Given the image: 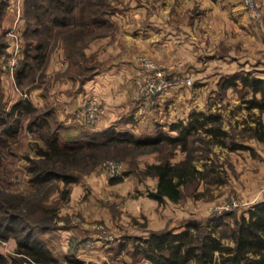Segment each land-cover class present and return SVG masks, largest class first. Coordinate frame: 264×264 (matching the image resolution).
Returning <instances> with one entry per match:
<instances>
[{
    "label": "rangeland",
    "instance_id": "rangeland-1",
    "mask_svg": "<svg viewBox=\"0 0 264 264\" xmlns=\"http://www.w3.org/2000/svg\"><path fill=\"white\" fill-rule=\"evenodd\" d=\"M5 1L0 33L7 48L0 56V89L6 109L28 98L39 110L54 109L70 135L113 129L145 136L141 134L146 127L144 121L160 116L156 107L158 100L165 97L167 103L176 104L177 115L186 112L187 107L192 112L219 115L223 129L229 132L226 145H221L198 128L185 151L180 144H161L159 150L129 144L109 146L99 151L96 164L89 159L79 164L80 177L62 201V183L50 185L48 194L34 192L27 183L26 158L34 157L42 143L27 130V119L21 116L18 136L0 150V191L16 193L22 199L37 195L36 206L27 211L24 208V215L34 221H40L45 210L55 212V227L41 237L58 264H69L68 256L85 264H151L131 255L132 238L146 236L152 230L178 229L189 220L203 221L214 213L246 215L253 205L264 202V137L259 139L254 134V119H260V115L244 105L250 95L243 97L240 89L226 91L219 85L221 77L233 72L254 73L261 67L255 61L264 58V40L258 42L253 31H239L238 21L229 17L223 20L222 13L206 17L200 0H75V16L68 15V21L52 26L49 35H44L31 32L34 23L30 24L31 14L26 16L25 0ZM225 1L228 5L234 3L235 12H246L242 16L247 14L249 27L250 23L264 21L260 0H255L262 7L258 18H252L239 0ZM98 12L103 14L94 21ZM237 16L242 18L240 13ZM207 21L211 24L208 30L203 28ZM162 22L179 29V45L173 40L168 48L165 46V54L149 55V42H143V36L146 32L159 33L157 25ZM194 31L198 36L196 44L190 42ZM222 34L227 36L225 40L220 38ZM163 35L165 43L167 37L173 38L166 30ZM38 43L44 45L42 62L32 58L38 53ZM176 48L178 55L174 56ZM27 50L29 65L25 73L16 77ZM258 61L264 68L262 60ZM158 72L162 77L156 80L154 74ZM96 78L100 83L90 87ZM156 81L167 83L164 91L147 93ZM174 81L179 83L171 85ZM93 98L105 114L97 123L87 124L76 113ZM104 102L120 103L108 127ZM166 109L165 119L170 115ZM124 122L130 126L121 128ZM208 126L209 123L204 128ZM231 139L248 148L230 150ZM185 160H190L196 173L181 186L179 201L151 198L149 193L156 189L157 177L148 173V167ZM110 163L115 165L112 170ZM231 216L227 219L232 220ZM87 241L92 242V248L83 247ZM15 250L12 238L0 241V252L7 258Z\"/></svg>",
    "mask_w": 264,
    "mask_h": 264
},
{
    "label": "trees",
    "instance_id": "trees-1",
    "mask_svg": "<svg viewBox=\"0 0 264 264\" xmlns=\"http://www.w3.org/2000/svg\"><path fill=\"white\" fill-rule=\"evenodd\" d=\"M25 4L26 16L31 14L30 24L34 23L32 33L49 35L52 26L62 25L68 21L70 14L75 16V0H25ZM5 6L6 1L0 0V19ZM102 14L95 13L94 21H99ZM6 48L7 42L0 33V56ZM35 48L38 53L32 58L42 62L45 56L43 43H38ZM28 54L27 50L24 59L20 61L21 67L16 77L25 73L29 65ZM219 85L224 90L240 85L244 90L243 97L250 95L245 99L247 110L255 107L260 113L264 112V78L251 72H237L221 77ZM257 94H260L259 98ZM21 116L27 119V130L42 143L38 145L34 157L26 158L24 172L27 183L34 192L45 194L52 190L50 185L53 183H62V201L68 196L71 185L80 177L77 169L79 164L87 159L93 165L96 164L100 158L97 155L99 151L109 146L129 144L134 148L151 147L159 150L161 144H180L185 151L189 138L198 128H203L205 133L217 139L221 145H226L225 140L229 137V132L222 127L220 116L204 112H193L188 121L170 124L169 128L176 131V135L159 130L154 135L137 136L129 131L117 132L113 129L96 130L93 133L81 131L70 135L66 124L57 119L54 109L39 110L28 98L6 109L0 89V150L18 136ZM254 121L257 126L254 134L263 139L264 127L259 116ZM208 123L209 126L204 128ZM246 148V145L233 139L229 143L230 150ZM148 173L157 177L156 189L149 193L151 198L159 202L165 199L178 202L181 186L190 180L196 169L190 160L177 164L165 161L150 165ZM35 198V194L22 199L16 193L0 191V241L12 238L16 243V250L9 258L0 252V264H58L52 249L41 237L42 233L55 227L52 223L55 212L43 211L44 216L40 221L24 215V208L27 211L36 206ZM230 216V211L214 213L203 221L189 220L178 229L152 230L146 236L134 237L131 255L141 257L151 264H264V202L253 205L246 215L231 216L232 220H228ZM66 259L69 264H85L71 256Z\"/></svg>",
    "mask_w": 264,
    "mask_h": 264
},
{
    "label": "crops",
    "instance_id": "crops-1",
    "mask_svg": "<svg viewBox=\"0 0 264 264\" xmlns=\"http://www.w3.org/2000/svg\"><path fill=\"white\" fill-rule=\"evenodd\" d=\"M200 1L203 2L204 11H205L203 13L206 14V17H209L210 14H216V13L220 14V13H222L223 14V20H227L228 17H229V19L231 21H238V23H236L237 24L236 25V29H238L239 31H243V30L245 31L246 30V31H249L250 33L253 31L254 34L256 35V38H257L258 42L260 41L262 43V41L264 40L263 32H262V30H264V21L261 24H257L258 26L255 25L254 23H250V27H249L247 14L242 16V14L246 13V12H244V11L235 12L234 11V7H233L234 3H231V5H228L227 1H225V0H222V1H220V0H200ZM260 1L262 2L263 6H264V0H260ZM235 5H237V4H235ZM238 7L244 8L241 4ZM237 13H240L242 18H239L237 16ZM159 24L157 25V27L158 26L160 27V32L159 33L158 32L157 33H155V32L154 33L146 32L144 34V36H143L145 38V40L143 42H145V43L149 42L148 50H147L149 55L152 54L154 56H159V54H163V53L165 54V52H163L165 50L164 49L165 46L168 48L170 42H173V40H174V42L176 43L177 46L179 45V41H178V37H179L178 34L179 33L176 31V30H179V29H176L177 27L176 28L174 27L176 29V30H174V29L169 28L168 26L166 27V24H164L163 22L160 25ZM210 26H211L210 22L207 21V24H205L203 28L208 30V27H210ZM195 29L197 30L198 28H195ZM156 30L157 29H155V31ZM165 30L171 37H173V38H170L171 40H169L168 37H167L168 41L166 43H165L166 39L164 38V37H166V35H163V32H165ZM223 32H225V29L223 30ZM190 37L193 38L192 40H190V42L192 44H196L195 41H197V39H198L196 31H194V35H191ZM212 38L213 37L210 34L207 37L209 42L212 41ZM220 38L222 40H225L227 38V36H225V34H222V36ZM177 55H178V49H177V51H174V56H177ZM211 57H213V56H211ZM219 58H222L223 61L227 60V57H225V58L224 57H219ZM258 59L259 60L261 59L263 64H264V58H256L255 62H257L261 67L258 66L257 67V71H255L253 74L255 76H257V77L264 78V68L261 65V61L259 62ZM99 83H100V81L97 78L95 80H91L90 87H96ZM233 89H234V87H229V88L226 89V91H231ZM236 89H240L242 93L244 91V90L241 89L240 85L237 86ZM80 94L81 93L77 94V96L80 97ZM256 97L259 98L260 94H257ZM244 105L246 106L247 103H245ZM105 106H106V109L108 111L107 114H106V117H105V118H107L109 120L108 121V125H106V127H108L111 124V121H113V119H111L110 116H113V114H115V110H118L120 108V103L115 104L114 102L113 103L109 102L108 104L105 103ZM175 106H176V104L173 106V102L167 103V99H165V97L163 99L158 100V107H156V110L158 112L157 114H160V116H157V118L153 119V121L151 120L148 123H147L148 120L147 121L145 120L144 124L146 125V127L141 130L142 131L141 134H143L145 136H149V135L156 134L157 131H159V130H162V131H164V132H166V133H168L170 135H176V131L171 130L169 128V125L177 123L178 121H183V122L188 121L189 117L193 113L192 112L193 109L187 107V111L186 112L177 115L178 113L174 112L175 111ZM165 107H167L168 109H166ZM165 109L167 111H170V115H169V117L167 119H165V116H164ZM195 110H197V109H195ZM251 111L254 112L256 115H260V120H262L263 125H264V112L260 113L258 111V109L255 108V107L251 108ZM156 119H158V120H156ZM128 123L129 122H127V123L124 122L123 125H121L120 127L124 129V128L130 126V125H128ZM157 124H159L160 126H158L157 129H156V125Z\"/></svg>",
    "mask_w": 264,
    "mask_h": 264
},
{
    "label": "built area",
    "instance_id": "built-area-1",
    "mask_svg": "<svg viewBox=\"0 0 264 264\" xmlns=\"http://www.w3.org/2000/svg\"><path fill=\"white\" fill-rule=\"evenodd\" d=\"M239 1L244 5V7L247 9V11L249 12L252 18L259 17L262 7L257 1L255 0H239ZM154 76L155 79L157 77L156 80H159L162 77V74L161 72L160 73L158 72L155 73ZM187 81L188 83H191L190 79H188ZM178 83H179L178 81H174L171 82L170 84L174 85ZM154 84L150 85L147 88L146 90L147 93L160 94L164 91V88L167 85V83L164 84V81H160V84H158V81H156L154 82ZM104 114H105L104 110L97 105L96 99L93 98V100H91L83 109H81L80 112L76 113V116L87 124H95L103 118ZM109 165L111 167V170L115 168V165H113V163H110ZM83 245L84 248H88V249L92 248L93 246L92 242L90 241L85 242Z\"/></svg>",
    "mask_w": 264,
    "mask_h": 264
}]
</instances>
